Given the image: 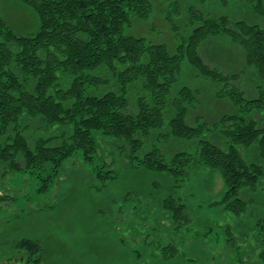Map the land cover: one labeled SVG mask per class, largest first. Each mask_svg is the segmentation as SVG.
Here are the masks:
<instances>
[{"label":"trees","instance_id":"16d2710c","mask_svg":"<svg viewBox=\"0 0 264 264\" xmlns=\"http://www.w3.org/2000/svg\"><path fill=\"white\" fill-rule=\"evenodd\" d=\"M232 1L248 4L258 22L212 17L203 9L208 2L225 6ZM23 2L39 18L34 34L17 33L0 7L2 176L25 172L43 180L49 166L59 170L79 151L92 162L98 149L95 134L101 132L122 141L127 162L137 160L148 171L168 172L177 187L200 167L219 171L227 191L214 206L234 214L254 211L251 199L264 193V85L255 82V95L249 97L242 85L246 71L230 74L210 66L200 49L212 37L230 39L243 48L246 69L264 82V0H163L165 22L181 39L175 51L126 34L134 16H149V0ZM184 24L189 35L182 34ZM185 64L211 79L217 96L229 98L237 112L214 125L200 117L189 123L198 95L179 86ZM38 121L45 125L43 130L34 127ZM165 139L186 142L188 149L170 154ZM255 144L261 163L243 154ZM99 176L105 182L116 179L111 170L99 171ZM48 180H43V190ZM164 203L176 219L188 222V206L181 198L172 196ZM230 234L232 241L236 235ZM262 240L264 247V235ZM15 246L31 255L43 253L36 240L24 238ZM42 261L41 256L35 264Z\"/></svg>","mask_w":264,"mask_h":264},{"label":"rangeland","instance_id":"374dc122","mask_svg":"<svg viewBox=\"0 0 264 264\" xmlns=\"http://www.w3.org/2000/svg\"><path fill=\"white\" fill-rule=\"evenodd\" d=\"M149 1V16H134L126 34L167 44L175 51L181 39L165 22L163 0ZM0 7L17 33L34 34L39 30L37 14L23 0H0ZM203 9L212 17L228 15L251 24L259 20L241 1L225 6L208 2ZM182 29L183 35H189L185 24ZM200 53L210 66L226 73L246 71L242 85L249 97L255 95V82L264 85L254 70L246 69L243 48L230 39L212 37ZM179 83L198 95L189 113L191 124L200 117L214 125L238 110L229 98L217 96L218 87L211 79L188 64ZM40 126L45 128L43 122L34 124L36 129ZM95 138L98 149L93 161H86L79 151L59 170L49 166L42 175L43 180L50 179L46 190L37 174H0V264H35L41 256L42 264H264V228L258 226L264 224L260 222L264 219V193L251 199L253 212L234 214L223 206H214L227 191L219 171L200 167L177 187L170 173L148 171L139 167L137 160L134 164L127 162L122 141L101 132ZM165 142L170 154L188 149L187 143L178 139ZM243 154L250 162H262L258 144L244 149ZM106 170L114 171L116 179L103 181L99 171ZM172 196L188 206V222L176 219L166 209L164 201ZM232 231L236 238L231 241ZM24 238L39 241L43 253L31 255L17 249L16 242ZM172 245L176 250L170 248Z\"/></svg>","mask_w":264,"mask_h":264}]
</instances>
